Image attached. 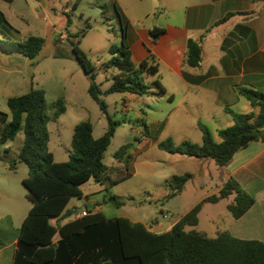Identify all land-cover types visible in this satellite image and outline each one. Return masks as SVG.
Segmentation results:
<instances>
[{
  "label": "crops",
  "instance_id": "0c3cea01",
  "mask_svg": "<svg viewBox=\"0 0 264 264\" xmlns=\"http://www.w3.org/2000/svg\"><path fill=\"white\" fill-rule=\"evenodd\" d=\"M37 2L40 11L34 10L33 18L36 21L40 19L41 12L46 13V19L48 10L45 0ZM83 4L96 5L95 7L104 10L103 14L109 12L111 18L116 20L120 29L121 44L125 41L128 45L136 67L146 60L158 66V73L153 78H150L148 73L143 76L144 82L150 86L146 94L125 93L122 113H134L143 123L148 121V124L144 123L146 131L141 132L135 142L128 143L132 145L127 152L130 156V169L133 167V161L136 162L134 157L155 146L158 147V144L164 141L160 136L170 132L171 127L180 142H175L173 137L168 138L175 140L176 144L183 141L201 144L203 135L199 123L205 125L213 136L221 139L219 131L234 125L227 109L238 114L258 113V109L252 107L250 102L239 94L238 89L247 88L264 94V0H75L72 7L77 10ZM64 12H69V9ZM7 14L18 22H25L26 15L22 12L7 8ZM111 18L108 17L110 20ZM69 20L71 22V19ZM156 28L163 31L154 40L151 31ZM78 34L79 32L70 34V37ZM18 35L16 39L21 40ZM66 36L61 35L60 38L64 40ZM189 40L196 41L201 46V62L197 67H192L186 62ZM102 63L104 65L106 62L98 61L96 71L101 75L99 84L105 91L113 84V78H110L111 70L116 71L115 75L118 70L99 67ZM156 82L164 87V92ZM135 103L139 104V108L144 105L148 108L146 111L134 109ZM149 103H153L155 107ZM5 123V119L0 121V137ZM193 159L201 171L208 169L212 172L209 175L211 180H208V183L200 182L199 187L206 190V194L191 203L178 219L165 224L157 219L142 222L128 216L123 218L142 223L156 234L164 233L197 205L202 204L198 214L199 220L207 205L220 204L226 200L227 198L217 203L205 202L209 197L219 195L226 182L234 178L255 199V203L239 219L232 216V220L220 234L229 232L241 240L264 242V142H252L239 150L229 164L223 167L218 166L214 160L213 163L211 159ZM3 160L0 167V264H14L21 229L33 204L28 195L27 199L26 193H23L22 181L27 177L17 180L8 172L12 166L6 162V158ZM107 166L111 168L109 176L114 177L115 169L122 167L123 162L116 158L115 162ZM197 172L196 170L191 173L192 179L175 197H180L186 192ZM214 172L219 176V181L214 180ZM170 178L165 179V186ZM124 180L126 178L120 182ZM95 183L99 186H94V189L88 191L83 186L90 183L82 185L81 197H72L62 216L53 219V223L65 225L98 213H102L107 220L118 219L108 218L103 212L111 205L107 199L116 185ZM167 195L163 200L168 199ZM116 197L126 201L122 197ZM228 198L232 201L227 208L234 202L235 195ZM169 213L171 212H162L163 217L169 218L173 214ZM60 239L61 236L57 235L54 242L57 243Z\"/></svg>",
  "mask_w": 264,
  "mask_h": 264
},
{
  "label": "trees",
  "instance_id": "16d2710c",
  "mask_svg": "<svg viewBox=\"0 0 264 264\" xmlns=\"http://www.w3.org/2000/svg\"><path fill=\"white\" fill-rule=\"evenodd\" d=\"M162 31L158 28L151 31L154 40ZM123 32L125 37V27ZM43 42L41 37L30 36L25 41H10L8 44L25 57L31 58L39 54ZM110 52L113 58L104 65L106 69L116 68L118 73L113 76V84L105 91L96 82V67L87 55L77 45H74L72 53V57L90 76L89 95L104 112L106 104L101 98L103 95L116 92L144 95L150 89L144 82V74L158 73V66L149 60L136 67L125 41H122L120 47L111 46ZM186 62L192 67L199 66L200 43L188 41ZM156 84L162 92L165 91L159 82ZM238 91L252 107L258 109V113L238 114L227 109L234 125L219 131L221 142H216L211 131L199 123L203 135L201 144L191 141L176 144L167 138L158 144L159 149L170 154L211 159L223 167L229 164L239 150L252 142H264V94L247 88ZM7 105L10 120H6L0 144L14 141L23 132L24 142L17 160L28 168V176L22 183L33 204L21 229L14 264H264V242L241 240L229 232L212 238L194 229L187 231V228L198 225L202 204L183 216L169 231L161 234L128 218L107 220L102 213L76 219L65 225L53 223V219L62 216L72 197H81L80 187L92 178L95 177L100 184L113 186L130 175L117 168L114 177H110L111 168L103 163L120 123L110 121L108 130L98 139L94 137L91 122L77 124L68 160L57 162L49 149L48 125L63 114V101L58 100L49 106L37 91L31 89L26 94L9 98ZM50 108L55 110L53 115H50ZM131 146H122L115 155L126 169L129 168L130 156L127 152ZM192 177L191 173H186L170 178L166 182V187L170 189L167 198L181 193ZM231 195H235V198L228 210L235 219H239L254 205L255 199L234 178L226 182L219 195H213L205 202L217 203ZM107 202L116 207L125 205L124 201L114 195ZM57 235L62 239L55 243Z\"/></svg>",
  "mask_w": 264,
  "mask_h": 264
},
{
  "label": "rangeland",
  "instance_id": "374dc122",
  "mask_svg": "<svg viewBox=\"0 0 264 264\" xmlns=\"http://www.w3.org/2000/svg\"><path fill=\"white\" fill-rule=\"evenodd\" d=\"M69 1L45 0L48 16L45 19L44 14L46 13L39 12L40 19L36 21L32 14L34 10L40 11L37 0H12V2L0 0V121L10 120L8 99L26 94L31 89L37 91L49 106L62 100L63 114L48 125L49 149L54 153L57 162L68 160L73 131L77 124L84 121L91 122L94 127V137L98 139L108 130L110 121H117L120 126L103 160L104 164L111 165L115 162V155L122 146L135 142L140 133L146 131L144 123L148 124V121L145 120L143 123L134 113H129V115L122 113L125 93L116 92L103 95L101 98L106 104V112L89 95L90 76L72 57L73 47L74 45L80 47L97 68L98 61L107 62L113 58L110 52L111 46H121L120 29L109 12L103 14V9L87 4L80 5L76 10L72 7L75 0ZM7 8L25 14V22L21 23L15 18L12 19L7 14ZM65 9H69V12H64ZM76 32L79 34L70 37V34ZM17 34H19L18 38H22L21 40L16 39ZM65 34L67 38L61 39V35ZM29 36L44 38L42 48L35 57L27 58L8 44L10 41H25ZM99 67L105 68L103 63ZM115 73V70H111V79ZM154 76L149 75L150 78ZM100 79L101 75L99 71H96V82L99 83ZM149 105L155 107L153 103ZM139 107V104L135 103L134 109L146 111L148 108L147 105ZM49 112L53 115L55 110L50 108ZM171 130L173 127L170 129L171 133L167 131L160 136V139L173 137L175 142H180L177 141L179 137ZM213 138L216 142L221 141L215 135ZM23 142L24 135L21 132L14 141L6 145L0 144V158L2 157L0 167L3 159L6 158V162L12 166L8 172L17 180L28 176L27 166L17 160ZM134 160L136 162L133 161L131 169L120 167L122 171L130 175L126 180L114 186L111 193L124 198L126 205L121 208L112 205L105 208L103 212L108 218L128 216L142 222L157 219L167 224V222L178 219L191 203L206 194V190L201 189L199 185L201 181L211 180L209 175L212 172L208 169L201 171L194 164L195 159L193 158L170 154L155 146L138 157H134ZM196 170L198 171L196 177L190 182L182 196L163 200L170 190L164 184L166 178L185 173L193 174ZM213 177L215 181H219L216 172L213 173ZM95 182L94 177L88 182L90 184L83 186L84 189L88 191L91 188L94 189V186H99ZM22 187L28 199V192L24 185ZM231 201V198H227L220 204L207 205L205 212L198 220V225L187 228V231L194 229L206 233L209 237H217L225 230L226 224L232 220V213L227 208ZM168 211L173 214L165 219L162 212L167 213Z\"/></svg>",
  "mask_w": 264,
  "mask_h": 264
}]
</instances>
